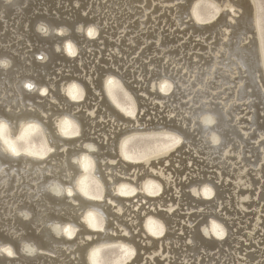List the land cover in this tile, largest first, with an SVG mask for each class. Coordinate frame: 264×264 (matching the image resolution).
Returning a JSON list of instances; mask_svg holds the SVG:
<instances>
[{
    "label": "bare ground",
    "instance_id": "1",
    "mask_svg": "<svg viewBox=\"0 0 264 264\" xmlns=\"http://www.w3.org/2000/svg\"><path fill=\"white\" fill-rule=\"evenodd\" d=\"M0 61V264H264L255 0H0Z\"/></svg>",
    "mask_w": 264,
    "mask_h": 264
},
{
    "label": "rangeland",
    "instance_id": "2",
    "mask_svg": "<svg viewBox=\"0 0 264 264\" xmlns=\"http://www.w3.org/2000/svg\"><path fill=\"white\" fill-rule=\"evenodd\" d=\"M255 2H256L258 13H259L260 17L264 19V0H255ZM205 8L203 9V12H204ZM118 96L121 99H124V96L121 94L120 91L118 92ZM164 139L167 140V138H164V136H162V137L161 136H154V138L153 137H151V138L145 137V138H141V139L138 138V139H136L137 142L133 141V150L142 151L147 146H149V145L152 146L153 143H154L153 146L156 145V143H159V142L161 143ZM114 249H115V251H113V252L111 251V249H107V252H106L108 255L107 258L111 259V256H112V258H114V256H116L117 254H119L121 252V250H119L117 247H115Z\"/></svg>",
    "mask_w": 264,
    "mask_h": 264
},
{
    "label": "clouds",
    "instance_id": "3",
    "mask_svg": "<svg viewBox=\"0 0 264 264\" xmlns=\"http://www.w3.org/2000/svg\"><path fill=\"white\" fill-rule=\"evenodd\" d=\"M3 63H4V66H5V67L8 65V61H3ZM203 122H204L205 125H211V124H213L215 121H214V119H212L211 117H208V118H206ZM212 140H213V143H218V142H219L218 138L215 137V136L212 137ZM13 151H14V149H13Z\"/></svg>",
    "mask_w": 264,
    "mask_h": 264
},
{
    "label": "snow or ice",
    "instance_id": "4",
    "mask_svg": "<svg viewBox=\"0 0 264 264\" xmlns=\"http://www.w3.org/2000/svg\"><path fill=\"white\" fill-rule=\"evenodd\" d=\"M89 34L91 35V32ZM0 64L4 65L3 61H0ZM28 87L30 88L31 85H28ZM3 251L6 252L9 256H11L13 254L11 249H9V248H4Z\"/></svg>",
    "mask_w": 264,
    "mask_h": 264
}]
</instances>
